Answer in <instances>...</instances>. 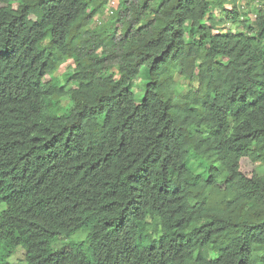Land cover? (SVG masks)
Wrapping results in <instances>:
<instances>
[{
    "label": "trees",
    "instance_id": "16d2710c",
    "mask_svg": "<svg viewBox=\"0 0 264 264\" xmlns=\"http://www.w3.org/2000/svg\"><path fill=\"white\" fill-rule=\"evenodd\" d=\"M237 2L0 0V264H264V5Z\"/></svg>",
    "mask_w": 264,
    "mask_h": 264
},
{
    "label": "rangeland",
    "instance_id": "374dc122",
    "mask_svg": "<svg viewBox=\"0 0 264 264\" xmlns=\"http://www.w3.org/2000/svg\"><path fill=\"white\" fill-rule=\"evenodd\" d=\"M116 3L112 2L107 8H105L102 15H98L95 17L96 23H105L107 20L110 19V17L113 15V10L116 7ZM238 7L240 8L241 14L244 18H252L254 17L255 13L260 9L261 6L264 5V0H238L237 2ZM228 8H230V5H227ZM213 16H215L219 21L222 22L224 18L219 14L218 9L212 8ZM231 23H228L225 25L226 28L224 29H218L216 32H225L227 31L231 26ZM233 30L238 31L235 26L231 27ZM74 68V63L72 61H68L65 64H63L59 71L55 74L54 78H57L61 81V84L64 85L67 89L73 87L74 85L69 82L70 75L72 74ZM177 83H178V91L179 92H185V88L187 86V81L181 78L180 76L175 77ZM146 80V73L144 69H142L139 73V76L137 80L132 85V90L135 93L136 97L142 98L143 93L141 92L142 84H144ZM70 100L69 98L65 97L61 100V107L63 109L62 114L66 113L68 109L70 108ZM260 172H262L263 168L259 169ZM70 240L76 241V242H83L86 241V234L85 233H77L72 238H61L59 241H57L54 244L55 248H61L62 246L68 244ZM13 262L17 264H26L24 259V251L22 249H16L14 251V255L11 259Z\"/></svg>",
    "mask_w": 264,
    "mask_h": 264
}]
</instances>
